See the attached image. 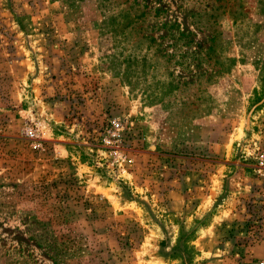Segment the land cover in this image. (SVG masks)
I'll return each mask as SVG.
<instances>
[{"label": "rangeland", "instance_id": "374dc122", "mask_svg": "<svg viewBox=\"0 0 264 264\" xmlns=\"http://www.w3.org/2000/svg\"><path fill=\"white\" fill-rule=\"evenodd\" d=\"M263 262L264 0H0V264Z\"/></svg>", "mask_w": 264, "mask_h": 264}, {"label": "trees", "instance_id": "16d2710c", "mask_svg": "<svg viewBox=\"0 0 264 264\" xmlns=\"http://www.w3.org/2000/svg\"><path fill=\"white\" fill-rule=\"evenodd\" d=\"M191 248L192 247H189V246H186L184 248V254H186L188 262H192V258L194 257L192 256V252L194 251V249L192 250Z\"/></svg>", "mask_w": 264, "mask_h": 264}, {"label": "built area", "instance_id": "2783aa9c", "mask_svg": "<svg viewBox=\"0 0 264 264\" xmlns=\"http://www.w3.org/2000/svg\"><path fill=\"white\" fill-rule=\"evenodd\" d=\"M263 263H264V262H263ZM263 263H262V264H263Z\"/></svg>", "mask_w": 264, "mask_h": 264}]
</instances>
